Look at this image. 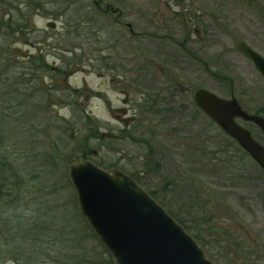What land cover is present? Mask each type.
Returning <instances> with one entry per match:
<instances>
[{
  "label": "rangeland",
  "instance_id": "obj_1",
  "mask_svg": "<svg viewBox=\"0 0 264 264\" xmlns=\"http://www.w3.org/2000/svg\"><path fill=\"white\" fill-rule=\"evenodd\" d=\"M11 1L18 2L17 8L26 11L25 0ZM32 1L42 2L43 14L28 12L23 21L27 28L18 30L16 35L10 36L9 31L0 32V182L5 180L4 193L10 192V185L4 176L5 165L16 169L27 183L19 200L5 195L0 201V264H104L109 255L83 217L68 174L71 164L87 154L108 171L123 167L128 173L138 175L137 169L143 171L140 169L142 166H127L123 160L124 152L137 158L143 166L148 164L145 160L149 157L160 163L159 170L156 165L145 167L147 173L140 176L142 187L153 193L183 222L181 224L187 233L214 264H240L241 260L243 264H250L256 259L252 258L251 251L264 256V175L261 171L247 158L243 165L254 181L248 185L246 182L239 184L225 178L219 170L220 166L214 167L211 159L210 168L203 167L201 160L195 161L190 170L203 187L210 188V193L200 195L196 201L188 199L192 195L191 184L174 183L177 174L173 171V164L180 165L179 157L170 153L162 155V152L148 156L145 151L136 152L134 146L122 141L115 145L119 146L117 152L115 143L107 138L108 132L118 126L108 110L112 92L108 84L99 78L103 73L100 68L107 67V60L100 59L103 64L95 68L91 62L92 55L106 56L107 35L117 28L113 25L116 15L97 11L93 0ZM254 1L258 2L257 19L254 18L256 11L236 12L229 8V3L221 8L224 12L221 18L222 62L214 50L220 46H214L213 41L196 44V47L199 46L197 50H201V60L207 66L196 62L194 73L196 89L207 88L222 98H230L234 94L251 113L264 109V79L238 52L237 45L245 40L264 53V7L260 6H264V0ZM204 2L207 3V0ZM108 3L123 10L125 18L120 20L130 22L136 31L144 3L153 9L162 5L161 11L168 12L164 0H103L102 10ZM7 6L0 5V17L5 21L18 14L14 9L12 12L6 9ZM128 45L129 59H134L133 48L138 45L133 43L132 38ZM205 45L210 48L202 50ZM37 48L43 49V58L50 65L47 74L51 77L55 74L63 81L58 89L64 91V85L67 87V98H62L66 107L37 108L32 103L31 61H28V56L35 54ZM133 63L137 66L136 60ZM53 66L61 70L53 71ZM78 68L84 71L78 72ZM75 86L88 89L76 95L69 90ZM88 90L99 92L98 96L89 94ZM38 93L43 94L42 91ZM86 97L90 99L86 101ZM114 103V107L121 106L116 100ZM205 124L204 121L195 124L194 134L204 126L207 128ZM91 128L98 132L96 137L91 135ZM208 132L214 135L221 133L211 121ZM102 135L104 138H101ZM160 142L164 144V140ZM220 145V140H210L206 148L217 150ZM222 145L230 146L227 139L222 140ZM94 151L97 156H94ZM180 170L182 174L189 175L186 168L181 167ZM203 174L206 176L203 177ZM251 185L253 190L248 188ZM2 210L4 215H1ZM42 216L46 220H41ZM16 219L22 223H15ZM39 224L45 225V232L39 231L43 242L37 247L28 240L26 243L23 236L27 234L26 230L33 233L34 225L39 228ZM256 242L260 246L253 248ZM26 251L28 253H24Z\"/></svg>",
  "mask_w": 264,
  "mask_h": 264
},
{
  "label": "flooded vegetation",
  "instance_id": "obj_2",
  "mask_svg": "<svg viewBox=\"0 0 264 264\" xmlns=\"http://www.w3.org/2000/svg\"><path fill=\"white\" fill-rule=\"evenodd\" d=\"M201 1V3H198V1L196 2L195 0H164V6L169 13L166 11L162 12L163 10L161 11L162 5L158 6V9H153L150 8L148 4L144 3V5L141 6L140 24L136 31L130 22H123L120 20L123 17L125 18V15L122 14L124 13L123 10L109 3L105 6V9L102 10L101 4L103 0H93L94 7L97 11L114 14V16L116 15L113 25L117 28L114 29L115 32H110L107 35L108 52L106 56L101 54L102 56L92 55L91 57V62L94 63L92 66L94 68L97 67V65L100 66L103 64L100 62V59L105 58V60H107V69L100 68L103 73L99 78H101L104 83L108 84L109 90L112 92V98L108 99V110H110L112 119L116 121L118 125L112 128L111 133L108 132V141L115 143L114 146L121 141L128 142L136 148V152L145 151L147 153L145 155L148 156H155L159 152H162L160 153L162 155L170 153L171 155L174 154L179 157L181 159L180 165H176L175 162L173 164V171L177 174L174 183L176 184V181H180V183L191 184L192 195L189 196L188 199L196 201L199 200L200 195L206 196L205 194L210 193V188L206 189V187H203L199 183L200 180L195 176L196 174L190 169L194 167L195 161H202L204 162L203 167L210 168L211 150L206 148L209 147L210 140L221 141V145L217 148V150L221 152V158L223 139H227L230 145L233 144L236 146V150H234L229 157H231L233 161L235 160V165L233 166L235 172L238 174V179H229V177L224 176L231 182L239 184L246 182V185H248L249 182L253 183V177L251 174H248L250 171L243 165V161L247 158L254 167L258 168L264 175V171L253 158L239 146L236 140L228 136L225 132L215 135L208 132L210 121L214 126H217V124L197 106L195 94L199 89L210 90L204 87L196 89L194 74L196 62L203 64V66H207V63L201 60V50H197L199 46L196 47V44L202 45L207 42V44H209L213 41L214 46H222L221 18L224 12H222L221 8L226 7L227 3H229V8L236 12L256 11L254 18L257 19L258 2L254 0H207V3L204 2V0ZM260 6L264 7L262 4H260ZM262 23H264V21ZM130 38L133 39L135 45H138L134 47L135 49L133 48L134 54L132 58L134 59H129L130 45L128 44ZM242 42L248 44L252 50L264 57V53L257 50L256 47H252V44L248 43V41L241 40L237 45V50L247 61H249V59L239 48ZM221 46L214 49L215 52H218L216 55H220V62H222ZM207 48L210 47L205 45L202 50H206ZM36 50L37 52L35 54H30V56H28V61H31L30 96L32 103H35L34 106L37 108L66 107V101L62 98H67V87L64 85V91L58 89L59 84H63V81L57 79L55 74L53 77L47 74L50 65L43 58V49L37 48ZM41 60L43 62H41ZM134 60L137 61V66H134ZM249 62L256 71L254 64L251 61ZM59 69L61 70V68L53 66L52 70L58 72L60 71ZM79 71L84 70L78 68V72ZM39 72L42 73L40 74ZM260 76L263 78L261 74ZM46 77H48L49 80H45ZM65 81L67 80L65 79ZM87 89V87L81 86L69 88V90L76 92V95L81 93L82 90L86 91ZM38 91H42L43 94L38 93ZM88 91L89 94L98 96L97 94L99 92L94 93L91 90ZM86 98V101L90 99L88 97ZM233 98L238 101V104H240L247 114L259 115L264 118V113H256L259 109L252 113L248 111L234 94H231L230 98L225 99ZM115 100L116 103L121 104L118 108L114 107ZM76 101L81 102L78 99H76ZM201 121L206 123L205 125L207 128L204 126L201 131L194 134L195 127L193 126ZM236 121L239 125L249 129L252 132L251 135L264 146V132L258 125L254 122L243 120L242 118H236ZM101 138H104V136L102 135ZM162 140H164L163 145L160 142ZM171 140H173V142L172 145L169 146ZM115 147L116 151L119 152V146ZM214 151H216V149ZM242 152L246 153L247 157L245 156V158H243L244 154H242ZM97 155L98 153L95 151L94 156ZM147 159L148 160H145V162L148 164L143 166V163L138 162L137 158L131 157L130 154L128 156L124 152L123 160L126 161V165H133L134 167L138 165L142 166L140 169L142 168L143 171L137 169L138 175L128 173L123 167L120 168V171L127 173L138 181V183H141L140 176L147 173L145 170L147 165L151 164L152 167L156 165L158 170L161 168L160 163L154 161L155 158L149 157ZM82 160L89 161L93 159L86 154L81 155L79 161ZM205 162L207 163L206 165ZM245 163L246 162H244V164ZM181 167H183L184 170L186 168V170L189 171V175L182 174L180 172ZM221 167L222 165L219 167L220 171L222 170ZM243 169H245V171ZM205 176L206 174H203V177ZM239 177L242 179H239ZM244 179L248 180V182L244 181ZM141 185L143 186V183H141ZM253 187L254 186L251 185L248 188L249 190H253ZM219 189L220 198L222 199V187ZM0 190L2 194V188ZM259 246L260 243L256 242L253 248ZM251 253L252 258L254 257L256 259L250 264H264V259L262 260V258H264L263 255L260 256V254L254 253V251H251ZM239 263L243 264V261L241 260Z\"/></svg>",
  "mask_w": 264,
  "mask_h": 264
},
{
  "label": "water",
  "instance_id": "obj_3",
  "mask_svg": "<svg viewBox=\"0 0 264 264\" xmlns=\"http://www.w3.org/2000/svg\"><path fill=\"white\" fill-rule=\"evenodd\" d=\"M239 48L264 78V57L245 42ZM195 101L264 171V146L236 121L254 122L264 132V118L247 114L235 98L205 89L196 91ZM68 176L83 217L115 264H214L184 226L131 176L91 160L71 164Z\"/></svg>",
  "mask_w": 264,
  "mask_h": 264
},
{
  "label": "trees",
  "instance_id": "obj_4",
  "mask_svg": "<svg viewBox=\"0 0 264 264\" xmlns=\"http://www.w3.org/2000/svg\"><path fill=\"white\" fill-rule=\"evenodd\" d=\"M25 3H26V5H25L24 8L26 9V11L23 12L24 10L17 8L19 6L18 2H12L11 0H0V5H2L3 7H4V5L5 6L8 5L6 9L9 8L11 12L13 11V9L16 10V12L18 11L17 17L13 14L9 20L7 19L5 21V20H2L3 18L0 17V28L2 29V30H0V32L2 31L4 33L6 31H9L8 34L10 36L16 35V34H18V30L19 31H23L25 28H27L28 25L23 23V21H24V19H25V17H26L28 12H32V13L34 12V14L38 15V14H43V11H45V9L42 7L43 4L40 1L33 2L32 0H25ZM21 86H20V88H21ZM25 89H27V87ZM22 90H24V89H22ZM256 113L257 114H262V113H264V109H259L258 112H256ZM91 130H92L91 131L92 132L91 135L96 137L98 132H96L92 128H91ZM220 132H222V131L220 130ZM91 135H90V137H92ZM221 147H222V158H221V152L219 150H216V151L212 150L210 152L211 153V157L210 158H211V161H212V165L214 167H218V166L222 165L221 168H222V175L223 176H226V177H229V178H232V179H238V174L235 172V168L233 166V165H235V160L233 161V159L231 157H229L230 155H232L231 154L232 151L236 150V146L231 144L230 146H226V147L224 146L223 147V145H222ZM237 149H238V147H237ZM242 154H244L243 158H245L246 153L242 152ZM91 158L93 159V157H91ZM97 164L102 166V164H100V163H97ZM219 164H221V165H219ZM4 169H5V175L4 176L6 177V179L8 180V184L10 185V188H9L10 192L4 193L3 189H5L4 188L5 180H1L2 182H0V186L2 188V194H1V197H0V201L2 199H4L5 195L6 196L8 195L9 197H11L12 200L17 201V200H19L18 198L22 197V196H19V195L24 190L23 186H27V183L24 182L23 178H21L19 172L16 169H13V168H10V167L8 168V166H5V165H4ZM157 169H154V171H156ZM240 177H239V179H242ZM150 194L157 200V198L155 197V195L153 193L150 192ZM158 203H160L164 208H166L168 213H170V215H172L178 221V223H180V224L183 223L175 215H173V213H171V211L165 206L164 203H161L159 201H158ZM2 211H4V210H2ZM4 214H5V211L1 215H4ZM40 219L41 220H46V218L43 217V216ZM14 222L17 223V224L22 223V221L20 219H16V220H14ZM44 226H45L44 224H39V228H38L37 225H34L33 233L28 231V230H26L27 234H25L23 236L25 241L28 240L33 245H36L37 247H39L38 244L39 243L41 244V242H43L41 240L42 235H40V234L42 232H45V230H43ZM28 227H29V225H28ZM23 232L25 233V231H23ZM47 233H48V230H47ZM26 243H27V241H26ZM24 253H28V251H26ZM106 254L109 255V258L104 260L103 263L104 264H114L113 258H111V256H110L108 251H106Z\"/></svg>",
  "mask_w": 264,
  "mask_h": 264
}]
</instances>
